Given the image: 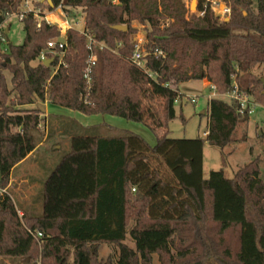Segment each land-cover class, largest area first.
<instances>
[{"label": "trees", "instance_id": "1", "mask_svg": "<svg viewBox=\"0 0 264 264\" xmlns=\"http://www.w3.org/2000/svg\"><path fill=\"white\" fill-rule=\"evenodd\" d=\"M52 1L25 16L23 44L0 43V189L41 144L47 118L40 107L29 109L37 103L143 124L157 142L113 127L108 136L72 137L45 183L42 216L20 217L0 195V264H154V256L159 264H264L260 158L232 179L223 170L208 180L203 173L206 142L223 151L250 120L238 101L222 96L237 90L264 106V0H226L228 22L191 14L183 0H66L97 43L90 82L88 39L77 30L67 34L61 65L58 56L49 67L37 64L61 37L44 19L59 4ZM21 11L22 0H0V23ZM133 23L146 27L144 60L154 77L132 61ZM204 80L220 96L208 103L206 139H171L179 87ZM105 245L117 250L107 260L100 259Z\"/></svg>", "mask_w": 264, "mask_h": 264}, {"label": "rangeland", "instance_id": "2", "mask_svg": "<svg viewBox=\"0 0 264 264\" xmlns=\"http://www.w3.org/2000/svg\"><path fill=\"white\" fill-rule=\"evenodd\" d=\"M192 11L195 12L196 7ZM83 18L81 10L78 11L75 21H80L79 28H83ZM6 26H10L7 40L13 45L23 44L25 32L18 16L9 17L6 20ZM133 27L137 29L135 34L137 41H143L145 44L146 27L139 23H133ZM260 72L261 69L255 70L256 74ZM6 76L10 78L7 72ZM206 82L205 85L204 81H190L179 87V93L183 96L175 104L176 119L169 124L171 139H206L204 134L209 130V118L206 115L208 103L212 98L220 97L211 90V84L207 80ZM193 97L196 99L195 103L191 102ZM222 100L229 102L231 99L227 95L222 96ZM160 103L158 101L155 105L159 107ZM39 107L45 114V106L42 103H37L29 109ZM252 111L249 123L239 126L235 135L236 142L233 145L222 151L206 142L203 155L205 180H208L213 172L222 170L228 179H232L240 168L250 164L256 158L261 160V175L264 179V106L257 104ZM49 112L47 126L42 124L41 127L43 133L41 144L33 154L14 169L6 188L0 189L1 196L8 195L12 199L20 217L24 214L31 217L42 216L45 183L63 158L69 154L72 137L108 136L113 134L109 132L108 127H113L119 131L136 134L149 145H155V134L143 124L129 122L111 115L86 116L56 106H50ZM204 112L206 113L203 115ZM127 243L133 246L130 240ZM116 252L113 246H102L100 259L107 260ZM153 259L154 264H159L157 256ZM5 264H11V262L5 260Z\"/></svg>", "mask_w": 264, "mask_h": 264}, {"label": "built area", "instance_id": "3", "mask_svg": "<svg viewBox=\"0 0 264 264\" xmlns=\"http://www.w3.org/2000/svg\"><path fill=\"white\" fill-rule=\"evenodd\" d=\"M42 1L43 3L47 4L43 0H22V11L14 15L18 16V19L20 22H22L27 14L33 13L36 16L40 15V10L35 8V3ZM65 1L66 0H59V4L57 8L54 9L52 12H47L44 15L45 21L49 25H55L59 28V31L61 33V37L58 40H53L48 43L47 46V51H43L40 55V57L37 60V64H42L45 65V63L49 60L54 61L55 57H59L60 60V65L63 63V58L65 56V50L67 48L66 44V37L67 34L70 30H77L79 31L82 35H84L88 39V46H89V51H90V57L87 61V69L85 73V79L90 82L91 78V73H92V68L96 65V56L94 53V47L97 45L96 41L92 38L91 35H89L86 30H85V19H84V24L83 28L80 27V21H75L77 18L76 16H73L71 13L66 11L65 8ZM195 1V0H193ZM110 2L113 5H118L119 0H110ZM185 3L187 9L189 12L192 14H196L198 17H204L207 13L213 14L216 18L219 19L220 22H228L231 18L232 15V8L228 4L226 0H196L197 6H196V11H192V5L191 2L192 0H183ZM11 17V16H10ZM9 18V17H8ZM7 18V19H8ZM7 26H6V21L4 23H0V43L2 45L7 44V38L6 34H9L7 31ZM136 42V51L132 57L133 63L141 70L145 71L146 73H149L144 57H146L147 53L144 50V43L143 41H137ZM100 46L104 47L103 44ZM150 77H154V75H150ZM211 90H214V87L211 86ZM181 98H182V94ZM230 99L236 100L240 103L241 105V113L245 114L246 111H249V114L253 112V108L257 105L254 101H251V98L248 97L245 94H238V91H234L231 95H229ZM180 99V98H179ZM178 99V100H179ZM190 99V98H188ZM177 100V102H178ZM176 102V103H177ZM192 103L196 102L195 97L191 99ZM207 132L204 134L207 136ZM136 189H133V192H135ZM1 194V193H0ZM30 233L33 235V237L37 240L43 238V234L41 232H31Z\"/></svg>", "mask_w": 264, "mask_h": 264}, {"label": "water", "instance_id": "4", "mask_svg": "<svg viewBox=\"0 0 264 264\" xmlns=\"http://www.w3.org/2000/svg\"><path fill=\"white\" fill-rule=\"evenodd\" d=\"M44 2H46L48 5H50L51 7H53V1L52 0H43ZM197 6L196 0L193 1L192 4V9H194ZM116 30L121 31V32H126L127 31V27L126 26H116L115 27ZM53 63L52 60H49L45 63V66L49 67L51 64ZM2 182V176L0 173V184Z\"/></svg>", "mask_w": 264, "mask_h": 264}, {"label": "crops", "instance_id": "5", "mask_svg": "<svg viewBox=\"0 0 264 264\" xmlns=\"http://www.w3.org/2000/svg\"><path fill=\"white\" fill-rule=\"evenodd\" d=\"M7 31H8V33L10 32V26H8ZM206 83H207L206 80H204V84H205V85H206ZM44 106H45V107H44V108H45V109H44V110H45V115H44V116L47 118L48 116H50V114H49V113H50V112H49L50 106H53V105H50L49 103H46V104H44ZM56 107H57V106H56ZM62 109H64V108H62ZM71 112L73 113L74 111H71ZM205 113H206V112H204L203 115H204ZM155 140H156V139H155ZM156 142H157V140L155 141V145H156ZM32 154H33V153H32ZM18 166H19V165H18ZM16 168H17V167H16ZM13 171H14V170H13ZM13 171H12V172H13Z\"/></svg>", "mask_w": 264, "mask_h": 264}]
</instances>
